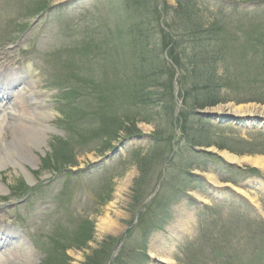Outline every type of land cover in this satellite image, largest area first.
Instances as JSON below:
<instances>
[{"label":"rangeland","instance_id":"obj_1","mask_svg":"<svg viewBox=\"0 0 264 264\" xmlns=\"http://www.w3.org/2000/svg\"><path fill=\"white\" fill-rule=\"evenodd\" d=\"M29 1L0 0V56L12 55L15 60L22 57L23 64L19 66V70L29 67L33 62L40 67V77H37V73L33 71L32 82L36 83L33 86H39L40 99L47 104L52 114L47 121L46 130L43 131L42 143L37 147L31 145L27 149L26 155L30 158L28 162H20L19 166L9 165V162L1 164L4 168L0 170V219L12 224L19 220L27 226L26 235L20 229L19 233L26 248L32 249V246L35 248L32 249L35 251L33 264H84L90 256L93 257L95 264H108V262L113 264L115 258L117 262L114 264H158L160 256L168 257L172 264H193L190 259L202 258L199 251L202 248L201 243L208 242L212 232L220 228L221 223L226 226L224 232L229 233V230L231 236H234L232 238L234 245L243 243L242 248L247 243L250 245L252 242L249 239L252 235L246 236L244 240L241 239L243 237L241 222L249 215L254 216L253 211L256 208L254 209L250 203L257 206L258 212L264 213V199L259 195L254 197L256 194L254 193L249 194L252 202L246 201L239 195H233L231 189L221 194L210 191L211 194L208 195L210 187L207 176L216 179L215 172L210 167L214 166L226 175V181L232 186H252L263 191V170L247 164H235L239 166L237 169L228 170L223 164L226 160L221 153L226 152L238 159L264 158V133L259 129L244 131V129H236L232 124L211 122L205 127L206 142L209 143L205 147L208 152L217 154L220 158L190 153L177 144V151L180 149L182 154L171 157L168 143L163 146L162 151L156 150L148 154L151 148L148 147L149 140L158 128L169 134L167 119L172 120V114L157 112L158 115L153 118L154 122L136 123L135 130L140 136L138 138L140 141L135 144L129 143L124 147V143L128 141L123 142L125 137L122 127L125 125L122 121L127 117L131 118L133 113L128 110L129 112H122L121 115V100L117 91L106 98L102 97L101 92L107 85L121 81L129 62L134 58L138 65V58L145 50L146 43L152 39L154 42L155 39L161 42L162 37L158 33L155 19L156 10L161 3L168 11L167 21L173 27L181 24L185 29L186 25H190L191 30L194 25L206 29L207 33L204 35L208 39L212 38V41L209 40L211 48H215L216 44L213 40L216 23L210 13L220 20L227 34L233 33L236 36L234 47L227 54L228 60L222 61L218 68V74L226 75L228 83L232 86L230 101L219 102L217 106L207 111L232 115L227 110L228 105L263 107L264 72L258 65V49L253 45L255 38L260 43L264 42V0H224L226 3L219 0H137L131 5L124 4L121 0H38L46 1L48 7L46 13L37 19L32 16L26 17L30 7ZM198 4H201V7ZM232 4L237 5L238 8ZM33 6L39 8L40 4L35 2ZM172 11L177 17H174ZM14 13L21 16L17 21V27L25 22L27 24L24 35L17 34V28L14 26L15 18L9 16ZM135 22H143L149 31L143 39L145 42L141 52L136 50L133 55L134 51H131L128 39L125 37V29L134 28ZM9 24L12 27H8ZM191 30L188 31V35L193 34ZM132 33L138 34L135 29ZM178 35L179 38L182 37V34ZM204 38L201 37V40L203 41ZM136 45L138 48V41ZM175 47L179 61H189L193 67L194 59L187 58L188 54L185 51L190 45L180 39ZM25 49H30L27 53L29 56L27 54L24 56ZM156 50L157 46L154 52ZM188 52L190 53L191 50L188 49ZM203 53L206 55L207 51ZM74 62L80 64L82 70L76 69ZM5 65L7 64L4 62L3 66ZM193 69L197 72L190 79L192 88L196 87L204 76L201 69L197 67ZM75 73L83 80L88 79L90 85H96L98 90L92 88L86 91L89 95H87L89 103L85 102L79 109L88 115L82 120L84 122L76 123L74 130L86 136L103 126L104 129L109 130V138L105 139L101 134L98 138L86 142L77 141V145L68 141L75 136L71 133V124L61 121L62 118L67 121V117H63L61 106L56 103L61 96L52 89L51 78L53 80L60 77L65 81L67 74L75 76ZM26 82L27 80L23 83ZM28 91L30 93V90ZM24 96L27 97L24 103L28 106V111H35L38 104L35 105L34 98L27 94ZM83 97L86 98V95ZM247 98L252 100L262 98L263 101L251 102ZM117 102L120 104L116 105ZM88 104L91 106L88 107ZM178 105L177 113L181 111V104ZM218 108L222 111H215ZM100 116L101 119L98 121ZM137 117L150 118L145 113ZM130 126L128 124L125 128L131 129ZM177 137L179 138V132ZM101 139L104 140L103 143ZM62 140L68 141L73 147H69V152L72 156L75 155L74 160L78 162L79 170L74 173L66 171L69 176L62 175L58 179L51 178L48 173L41 174L39 179L45 186L36 190L28 198V203L12 197L14 205L5 206L1 198L8 196L9 186L17 185L19 180L33 184L32 186L37 185L36 174L41 165L40 160L44 155L54 153L57 145L62 150L65 147ZM119 142H121L119 153L109 162L97 164V161L102 160L104 155ZM157 144L158 147L162 145L161 142ZM109 145L110 148L105 150ZM84 149L92 152L81 155L80 152ZM138 155H140L139 159L144 158L147 162H151L146 170L138 165ZM157 187L160 192L148 208L151 201L148 205L143 202L155 192ZM104 193L106 201L103 203V200L99 201L97 195ZM203 199L206 200L207 205L199 202ZM216 199H230V202L239 209L235 211L226 205L215 206ZM10 202L7 204L10 205ZM139 210L144 215L142 218L144 223L141 226H137L138 222H142L141 218L135 221ZM105 214L109 216L111 227L101 230L100 219ZM210 219L220 224L205 229L199 235L196 224L201 222L210 225L212 223ZM155 221L160 228L151 231L147 242L144 240V230ZM233 223L237 230L232 229ZM61 224L66 226L62 227ZM255 227V232L261 230V227ZM80 228L82 231H87L80 235ZM61 233H65L66 237ZM56 242L58 243L55 244ZM52 249L57 251L59 257ZM139 250L141 251L138 252ZM155 251L161 253L159 257L153 256L151 260L142 255L146 252L147 255L152 256ZM44 257L46 259L48 257L52 263H48L47 260L45 262ZM201 258L197 261H201ZM213 258V255L203 256L206 264H215L210 260ZM248 258H252V264H256L254 256L248 255Z\"/></svg>","mask_w":264,"mask_h":264},{"label":"trees","instance_id":"obj_2","mask_svg":"<svg viewBox=\"0 0 264 264\" xmlns=\"http://www.w3.org/2000/svg\"><path fill=\"white\" fill-rule=\"evenodd\" d=\"M134 1L137 0H131L132 3ZM172 12L174 13V11ZM156 16L157 17H155V19L157 20L158 33L162 37V40L161 42H157V39H155L154 42L152 39V41L145 44L146 48L145 50H143V53H141L140 58H138V67L140 66V71L136 70L137 76L134 80V83L130 85V91H132L133 94L129 99L133 107H142V109L144 110L141 111H144L145 114H148L150 118L146 117L142 119L140 117H135L138 112L134 113V116H131V118L127 117L124 121H122V123L124 122L125 126H128V124L131 125V129H126L125 126L122 127V130L126 135L137 133L135 130V125L136 122H138L139 120L143 122H154L153 118L155 116L151 113V110H149L151 104L152 106H155V104L164 103L163 106H160V110H163V113H169L168 115L171 114V109L170 107H168V105L172 103L173 99L171 89L173 81V72L171 71V69L169 70V68H167L166 63L163 60V52L167 49L169 58L179 68L181 72L179 82L183 91L182 93L183 95H185V101L189 100V104H187L186 102L184 103L186 107L189 109H203L206 107L214 106L219 102L217 90L221 88L222 82L216 74V68L218 61H220L221 59L222 51L218 43L215 44V48H211L209 40H211L212 38L208 39L207 36L204 35L207 33L206 29H203L200 26H198L197 28L195 25L192 30L190 29V25H186L185 29L181 26V24L177 25V27L173 24L175 26L173 27L171 23H168L167 21L168 15H165V25L174 35L175 38V40L172 42L169 37V34L163 33V31L160 30L158 26L159 15L157 14V12ZM174 17H177L175 13ZM134 24V28H131L130 30L128 29V31L133 32V29H135L138 32V34H132L134 37L138 38V40L141 42V45H139L138 48L136 43H132L131 45L129 44V46H131V49L133 48V50L135 51L140 50L141 52L143 44L145 42V40L143 39L146 37V32L149 31V29H147L146 25H143V22H135ZM189 30H191L190 32L193 33L192 35L187 34ZM178 34H182V37L179 38ZM201 37H205L203 41L201 40ZM180 39L185 44L190 45V47L185 49V51L188 54L187 58L190 57L194 59L195 63H192L193 67H197L199 68V70L201 69L204 73V76L201 77L202 80H200L194 88H192L190 79L192 76H195V73L197 71H194L189 61H179V56L175 46L177 43L179 44ZM149 45L152 46L149 47ZM155 46H157V50L154 52ZM188 49L191 50L190 53L188 52ZM204 51H207L206 55L203 53ZM145 53H148L149 55H146ZM135 62L136 60L134 58L133 63L131 65L133 71L135 70ZM198 93H200V95H198ZM158 113H160V111ZM183 117H185V114L183 115ZM168 122L169 128H171L172 124L169 119ZM155 132L156 133H154V136L156 138H159V140L162 138L169 137L166 132L164 133L159 128ZM170 132L171 129L169 130V133ZM149 154H151V152ZM137 158L138 165L143 166V169L146 170L145 168H147V166L150 165L151 162H147V160H145L144 158ZM92 258V256L87 257L86 262H84V264H95L96 262L93 261Z\"/></svg>","mask_w":264,"mask_h":264},{"label":"bare ground","instance_id":"obj_3","mask_svg":"<svg viewBox=\"0 0 264 264\" xmlns=\"http://www.w3.org/2000/svg\"><path fill=\"white\" fill-rule=\"evenodd\" d=\"M3 57H0V66ZM8 60L10 65L11 61L10 59ZM1 72L3 74H0V170L4 168V165L1 166L3 162H9V165L13 166H19L21 164L20 162L29 161L30 158L26 155L27 149L31 145L37 147L42 143L44 137L43 131L46 130L47 121L49 120L50 114H52V111L45 110L46 108L44 107L46 106L43 105L42 100H39L40 95L38 92H34V97L38 100V105L33 112L26 110L28 107L23 103V99L19 93L12 94L9 92V87H12L14 82H21L24 79V74L27 75L30 72L29 69H26L20 75H14L7 70H1ZM227 110L236 116L255 115L264 118V106L228 105ZM215 111L222 110L218 108ZM221 154L227 162L237 165L247 164L264 171V158L262 157H243L238 159L226 152ZM211 180L214 184H217L213 185L214 187L222 186L215 182L214 179ZM237 190L242 196L249 198L247 193L239 189ZM100 222L101 230L111 227V222H109V216L107 214L100 219ZM3 234L10 237L9 233L4 232ZM26 252L23 256L22 254L15 255L10 261V264H32L33 255L28 250ZM160 253L161 251L153 252L152 256L159 257L158 255ZM158 260L165 264H172V261L168 257H160Z\"/></svg>","mask_w":264,"mask_h":264}]
</instances>
